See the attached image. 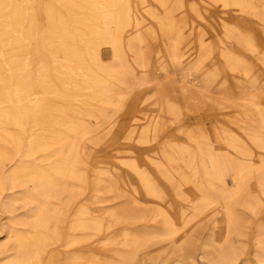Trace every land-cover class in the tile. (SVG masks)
Returning a JSON list of instances; mask_svg holds the SVG:
<instances>
[{"label": "bare ground", "instance_id": "obj_1", "mask_svg": "<svg viewBox=\"0 0 264 264\" xmlns=\"http://www.w3.org/2000/svg\"><path fill=\"white\" fill-rule=\"evenodd\" d=\"M48 1L0 0V264H264V0Z\"/></svg>", "mask_w": 264, "mask_h": 264}, {"label": "rangeland", "instance_id": "obj_2", "mask_svg": "<svg viewBox=\"0 0 264 264\" xmlns=\"http://www.w3.org/2000/svg\"><path fill=\"white\" fill-rule=\"evenodd\" d=\"M61 9H62V5H61V8H60V6H58L57 7V12L62 13ZM40 35H41V33L38 34V37H37V38H39L38 39L39 41H40V38L42 40V37ZM78 40L80 41L79 38H78ZM103 54H104V59H108L109 58V55L107 53L104 52ZM29 55L27 57L28 58L27 61H29L27 63V69H26L27 71H25V72H28L30 74V80L28 81L29 83L27 82V84L31 87V98H30V101L28 102V111H29V116H32L36 110H39L41 108V106L47 104V103L44 104L41 100L38 99V97H37V93L38 92H37V89H35V88H36V78H37V76H36L37 75L36 74V67H37V65H42L43 63L44 64L48 63V61L46 59L42 60L41 58H38V56H34L33 54H29ZM29 58H30V60H29ZM32 85H33V87H32ZM36 107H38V108H36ZM22 121H23L22 125L27 128L28 125L30 124L29 117L24 116V118H22ZM31 133L38 134L39 132H37V131L36 132L24 131V132H21V135L27 137ZM229 182H230V180H229ZM245 215H246L247 218H250L249 215H247V214H245Z\"/></svg>", "mask_w": 264, "mask_h": 264}]
</instances>
